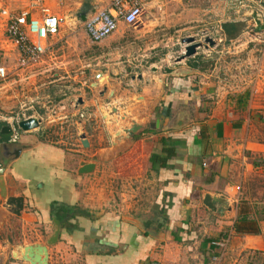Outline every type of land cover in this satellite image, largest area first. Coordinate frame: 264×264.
Returning a JSON list of instances; mask_svg holds the SVG:
<instances>
[{
  "label": "crops",
  "instance_id": "crops-1",
  "mask_svg": "<svg viewBox=\"0 0 264 264\" xmlns=\"http://www.w3.org/2000/svg\"><path fill=\"white\" fill-rule=\"evenodd\" d=\"M171 1L143 2L140 16L143 18L138 27L141 37L157 30L154 18L157 10H169L167 5ZM175 1L181 3V0ZM214 1L219 17L216 29L220 32L224 22H240L244 25L241 34L228 42L223 37L220 45H204L184 60L178 61L184 47L174 53L165 50L160 58L151 57L148 68L155 69L154 73L149 77L138 74L129 78L135 80V92L130 95L135 100L125 97L126 91L118 97L117 88L112 86L117 103L110 106L111 113L104 110L112 118L109 124L113 131L107 133L109 147L94 149L92 161H81L77 150L42 140L37 129L22 132L14 144L8 143L7 134L5 142L0 143V179L5 196L20 198L22 207L18 211L0 197V264H30L14 257L13 252L19 247L34 245L45 246L44 264H241L242 258L250 252L264 253V214L258 222L257 235H234L232 225L238 204L251 215L258 207L242 194L235 204L228 193L231 186L244 184L246 177L264 174V163L254 166L246 158L249 153L258 158L254 162L264 160V137L248 135L252 124L250 101L258 85L264 83V60L261 61L264 46L253 42L249 36L247 29L252 20L249 9L235 13L227 0ZM35 2L0 0V10H6L10 16L28 10L31 16L40 17V9H45L49 15L64 19L50 39V51L44 56V62L51 49L63 41L62 34L68 35L71 19L83 2L90 7L82 18L84 21L89 14L108 8L111 0H42L33 6ZM247 5L252 11L253 4ZM66 26L67 29H63ZM2 38L0 30L2 56L10 54L15 60V53L5 49ZM102 42L91 44L100 47ZM99 53L108 55L103 51ZM240 54L245 56L241 57L244 62L238 64L244 80L237 79L239 84L228 82L226 85L216 81V67L220 68L224 55L238 57ZM102 56L100 58L104 59ZM102 67L111 69L104 63ZM101 76L105 78L100 72L92 73L95 82H100ZM245 93L248 94L245 106L237 107L235 96ZM87 104L85 99L78 100L76 112L80 114V109L84 110ZM3 126L5 124L0 123V129ZM130 128H135V132L128 137L125 132ZM119 130L122 135L113 137ZM159 137L169 138L179 147L176 156L167 161L166 168L149 161L150 155L160 154ZM84 141L88 146L89 141ZM102 151L106 156L100 155ZM116 161L124 165L120 173L129 180H139L141 184L145 180L142 176L148 179L144 188L154 191L147 206H153L155 217L145 218L139 213L144 211L139 208L143 202L139 197L135 200V188L128 191L134 194L132 196H128L127 191L119 194L121 204L117 207L120 206V210H115L110 194L109 199H105L107 195L99 198L90 186L88 179L94 180L98 163L112 165ZM205 161L214 163V168L203 169ZM82 163L92 164L86 174L79 173ZM134 207L137 210H133ZM55 230L56 241L45 245ZM226 234L230 238L221 252L211 243ZM14 240L20 243L8 252L4 242ZM38 255L34 249L32 256ZM214 258H217L215 262Z\"/></svg>",
  "mask_w": 264,
  "mask_h": 264
},
{
  "label": "rangeland",
  "instance_id": "rangeland-1",
  "mask_svg": "<svg viewBox=\"0 0 264 264\" xmlns=\"http://www.w3.org/2000/svg\"><path fill=\"white\" fill-rule=\"evenodd\" d=\"M214 2V0H205L203 3L196 0H181L179 4L172 0L171 4L167 5L170 7L169 10L164 8L157 10L154 17L157 30L141 37L138 27L143 17H140L141 19L129 28L119 23L116 31L99 44L100 47H94L86 37L82 28L83 20L79 21L77 18H73L70 22L72 24H70L68 35L63 33L61 36L63 40L61 44L55 45L51 49V54L45 58L44 62L25 71L13 72L15 61L13 56L10 54L2 56L0 51V64L8 71L7 79L0 83V123L6 125L13 118L33 117L39 119L40 124L36 128L39 138L54 141L57 146L64 149L77 150L79 152L77 156L81 161H92L94 149L99 146L109 147L107 133L113 131V126L109 124L112 118L104 110L111 113L110 106L117 103L113 96L112 86L117 88L118 97L126 91L128 93H125V97L135 100L134 96H130L135 92V80L130 81L129 78H135L138 74L149 77L154 73L155 69L151 71L148 68L151 57L160 58L165 54L163 51L169 49L171 53L180 50L181 47H184L181 43L182 39L194 38L196 42L203 44L205 37L218 35L220 32L215 25L219 17L215 12ZM164 7L166 8V6ZM63 29L66 30L67 26ZM165 42H168L167 46H162ZM156 43L158 46L152 48V44ZM101 51L103 54L107 52L108 55H100ZM181 51L180 55L182 56L183 50ZM255 53L257 54V52ZM98 55L99 57H97ZM100 56L107 61H103L104 59ZM236 56L224 55L219 62L220 68L216 67V81L226 85L228 82L239 84L237 79L241 82L244 80L240 73L241 68L238 66L241 65L240 61H243L241 57L244 59L245 56L244 54H240V57ZM262 59L264 60V57L261 58V61ZM95 63L97 64L95 65ZM103 63L111 69L102 67ZM208 65L206 64L205 67L209 68ZM94 71L102 73L105 78L101 76L98 78L100 82H95L92 77ZM258 86L257 93L250 101L252 108L249 112L252 124H250L248 134H252V137L256 136V138L264 137V83ZM84 99L88 104L84 110L80 109L79 114L76 112L77 101ZM118 132L120 133L121 130ZM119 133L116 132L113 137L119 138ZM21 134L22 132L19 131L18 139ZM81 136H84V140L89 141V145L85 148L79 145L78 139ZM117 146L119 147L120 144ZM105 154L104 151L100 153L102 156H106ZM252 156L247 154L248 162L258 160L253 156L254 158L249 161ZM213 164L205 161V166L202 168L212 169L214 168ZM121 166L124 167L119 161L112 165L104 162L98 163L94 171L95 176L93 175L94 180L93 178L88 179L89 183H92L90 186L92 185L96 190L99 198H104L107 195L105 199H109L108 194H110L115 210H120V206L117 207L121 204L119 194L127 191L128 196H132L133 193H136L135 200L139 197L143 202V205L139 207L140 210H144L139 212L142 217H155L156 212L153 206H147L154 191L144 188L148 179L145 175L142 176V179L145 180H142L141 184L139 180H129L124 173H120ZM130 189L134 190L132 194L128 192ZM87 192L89 193V191ZM239 194L251 199V202H256L258 208L254 209L261 212L264 208V174L256 173L251 177H246L245 183L240 184ZM102 202L104 201L102 200ZM133 210L137 209L134 207ZM17 243L20 242L14 240L4 242V245H6V250L11 252L18 246ZM249 254L242 258L241 264L249 262L260 264L263 254L260 252H250ZM27 255L28 252L24 250V247H19L14 251V257L22 258Z\"/></svg>",
  "mask_w": 264,
  "mask_h": 264
},
{
  "label": "built area",
  "instance_id": "built-area-1",
  "mask_svg": "<svg viewBox=\"0 0 264 264\" xmlns=\"http://www.w3.org/2000/svg\"><path fill=\"white\" fill-rule=\"evenodd\" d=\"M33 6L40 4L42 0H35ZM145 0H111L108 8L97 10L88 15L83 21L82 28L88 39L98 44L110 37L115 32L117 25L121 23L126 28L134 26L141 14L142 4ZM230 9L235 13L241 10H248V15L254 14V18L250 20L249 36L253 42L264 46V0H227ZM247 3L253 4V10L248 8ZM42 15L33 17L28 10H25L17 16H10L6 10H0V30L2 33L3 46L7 51L15 53V61L13 72L25 71L38 63L42 62L44 56L50 51V39L56 35L60 25L64 19L49 15L47 10L40 9ZM254 20H257L262 29L255 31ZM219 32V31H218ZM214 44H223L224 39L221 33L218 35H210ZM196 42V40H195ZM201 44V43H200ZM208 46L201 44L197 49ZM3 52V50H1ZM8 71L0 64V83L7 79ZM27 118L10 119L6 126L9 127L8 143L14 144L18 140L17 124ZM240 187L238 185L231 186L228 190L229 197L238 203ZM229 234L212 242L211 244L218 247L221 252L226 249ZM217 258L212 259L213 262Z\"/></svg>",
  "mask_w": 264,
  "mask_h": 264
},
{
  "label": "trees",
  "instance_id": "trees-1",
  "mask_svg": "<svg viewBox=\"0 0 264 264\" xmlns=\"http://www.w3.org/2000/svg\"><path fill=\"white\" fill-rule=\"evenodd\" d=\"M244 25L240 22H224L220 25V32L224 37L225 41H232L236 39L242 32ZM235 104L237 107H244L245 102L248 99V94H241L235 96ZM201 133V132H199ZM8 137L0 135V143L5 142L3 139ZM157 144L160 145V154L150 155L149 161L152 165H157L160 168H166L167 161L174 156H176V149L178 151L179 147L176 142L170 141L169 138L159 137L157 139ZM264 163L263 159H259V163L253 162L254 166L261 165ZM253 215L243 206L238 204L237 206V216L232 225V231L234 235L237 236H255L259 233L258 222L261 219V215L264 214V208L261 212L253 211ZM248 264H252L249 262ZM260 264H264V253L263 258L261 257Z\"/></svg>",
  "mask_w": 264,
  "mask_h": 264
},
{
  "label": "water",
  "instance_id": "water-1",
  "mask_svg": "<svg viewBox=\"0 0 264 264\" xmlns=\"http://www.w3.org/2000/svg\"><path fill=\"white\" fill-rule=\"evenodd\" d=\"M89 10H90L89 4L87 2H83L75 18L81 21V19L85 17V15L89 12ZM252 18H254V14H252ZM254 24H255V31H259L262 29V26L259 24L257 20H254ZM203 41L208 46L214 45V41L209 37H205ZM181 43L184 45V49H183V55L178 59V61L192 57V55L196 51V48L201 45L199 42H195L194 38L182 39ZM98 76H100V74H98ZM39 124H40L39 119L29 117L26 120L20 121L17 124V128L19 129V131L25 133V132H29V130L38 128ZM134 132H135V128H130L129 130H126L125 134L128 137H131ZM0 134L1 135L9 134V127L6 125L3 126L0 129ZM80 146L83 148L87 146L86 141H84L83 137H80ZM80 166H81V169L79 171L80 174H86L92 168L91 163H86V164L82 163ZM1 172H2V169L0 170V173ZM0 197L4 199V202L7 205H14L18 211L21 210V207H22L20 205L21 199L20 198H7L4 193V186L2 184L1 179H0ZM18 211H17V214H18ZM55 224L56 226H58L57 222H55ZM56 238H57V230H55L53 234L45 241V245L48 246V245L53 244L56 241ZM24 249L27 250L28 255L26 256V259L21 258L22 260L29 262L30 264H44L45 263V259H44L45 246H42V245L25 246ZM34 249L38 252L40 256L39 255L34 256V257L32 256V252Z\"/></svg>",
  "mask_w": 264,
  "mask_h": 264
},
{
  "label": "bare ground",
  "instance_id": "bare-ground-1",
  "mask_svg": "<svg viewBox=\"0 0 264 264\" xmlns=\"http://www.w3.org/2000/svg\"><path fill=\"white\" fill-rule=\"evenodd\" d=\"M99 78H101V77H99ZM119 132H117V134H118ZM122 135V131L119 133V136H121ZM24 250H26V249H24ZM13 256H14V252H13Z\"/></svg>",
  "mask_w": 264,
  "mask_h": 264
}]
</instances>
